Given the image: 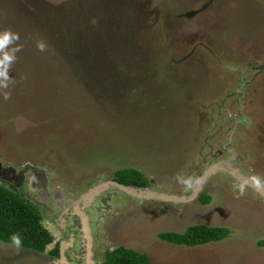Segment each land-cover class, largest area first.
<instances>
[{
	"label": "rangeland",
	"instance_id": "obj_1",
	"mask_svg": "<svg viewBox=\"0 0 264 264\" xmlns=\"http://www.w3.org/2000/svg\"><path fill=\"white\" fill-rule=\"evenodd\" d=\"M4 29L21 47L0 89V183L38 207L53 240L44 252L0 241V264H61L47 251L67 239L65 203L50 218L33 176L72 198L135 167L180 195L230 148L264 185V0H0ZM200 193L207 203L105 189L84 209L95 255L121 245L151 264H264L259 193L223 171ZM195 223L229 233L193 246L158 237Z\"/></svg>",
	"mask_w": 264,
	"mask_h": 264
},
{
	"label": "trees",
	"instance_id": "obj_2",
	"mask_svg": "<svg viewBox=\"0 0 264 264\" xmlns=\"http://www.w3.org/2000/svg\"><path fill=\"white\" fill-rule=\"evenodd\" d=\"M113 179L123 184L148 186L150 179L135 167H123L114 171ZM15 188L14 185H11ZM208 194L200 193L197 200L207 203ZM42 213L32 202L25 199L17 191L0 183V241L11 244L9 237L18 234L21 238L20 247L36 252H44L52 242L50 231L41 223ZM229 229L225 226L191 224L181 232L166 230L158 232V237L173 244L193 246L226 237ZM264 242V241H263ZM57 256V242L47 251ZM109 264H151L148 256L131 248L118 245L106 252Z\"/></svg>",
	"mask_w": 264,
	"mask_h": 264
},
{
	"label": "water",
	"instance_id": "obj_3",
	"mask_svg": "<svg viewBox=\"0 0 264 264\" xmlns=\"http://www.w3.org/2000/svg\"><path fill=\"white\" fill-rule=\"evenodd\" d=\"M227 142H229V139L227 140ZM223 147H226L225 144L223 145ZM226 149L229 152V156L224 160H219L206 166L191 185L189 193L186 194L176 195V194L164 193L161 191L153 190L148 186L123 184L117 182L114 179L98 180L95 184L87 187L75 198H66L62 195V192L60 191L61 199L67 204L66 208L67 209L69 208L70 211L76 213L80 219V225H81L82 237L86 249L87 261L89 262L91 257V253H90L91 236L89 233V226L87 223V217L84 212V209L94 201V198L97 194L104 192L105 189L106 190L109 189L119 194L124 193L131 197H136L141 199H153L162 202H184V201L192 200L197 197L201 184L210 174L214 173L215 171H223L226 172L228 175L232 176L239 183L248 185L253 189H255L259 193L261 198L264 200V185L258 179L251 177L250 175L242 172L238 167H236L230 161V157L233 154L232 149L230 148H226ZM41 184H42L41 190L44 192L46 190V187L42 181ZM65 246H66V242L62 241L58 260L61 264H72L69 260H67L64 254Z\"/></svg>",
	"mask_w": 264,
	"mask_h": 264
},
{
	"label": "flooded vegetation",
	"instance_id": "obj_4",
	"mask_svg": "<svg viewBox=\"0 0 264 264\" xmlns=\"http://www.w3.org/2000/svg\"><path fill=\"white\" fill-rule=\"evenodd\" d=\"M41 176H42V174H41ZM41 176L38 179H36L33 176V181H36L35 182L36 186L33 185V186H31V188L32 189H37L38 193H39V196H40V194H42L41 195L42 198L44 196L45 199H47V200H49L51 202L49 204L50 207H49V210L47 212L48 215L50 216V218L53 216L52 210L55 209V207L59 206L61 203L62 204L65 203L64 207L62 208V210H63L62 216L66 217L67 220H66V223H62L61 230L65 231L68 234L67 235V239L64 240L66 242V246L64 247V250L67 249L66 250V254H65L67 260H69L72 264H109V263L106 262V252L108 250H112L113 248L112 249L103 250V252L101 253V255L99 257H97L95 255L96 252L94 251V249H92V241H93L92 238L93 237H92L91 234H92V231H94L95 228H96V224H95L96 221L92 225H90V221H89V217L87 215V212L85 213L86 217H87V223H88V226H89V232H90V235H91V246H90L91 257H90V261L88 262L87 258H86V249H85V245H84V241H83V237H82L80 219H79V217H78V215L76 213L70 211L69 208L68 209L66 208L67 204H66V202H64L61 199V192H62V195L64 197H66V198H71V197L66 195V193L64 191H62L60 188H53V189L49 190L48 187L45 186L46 190L43 192L41 190V185H42L41 184V181H42L41 180ZM111 179H113V177ZM55 194H57L56 195L57 197H55V196L52 197ZM72 198H75V197H72ZM98 199L102 202V197L101 198L99 197ZM65 208H66V210H65ZM61 241H62V239L61 240L60 239L57 240V253H58V255L54 256V257H57V259L59 257ZM54 245H55V243L53 244V246ZM64 253H65V251H64ZM71 258L73 259V261L71 260Z\"/></svg>",
	"mask_w": 264,
	"mask_h": 264
},
{
	"label": "clouds",
	"instance_id": "obj_5",
	"mask_svg": "<svg viewBox=\"0 0 264 264\" xmlns=\"http://www.w3.org/2000/svg\"><path fill=\"white\" fill-rule=\"evenodd\" d=\"M19 36L17 33L12 32L8 29L0 30V89H8L9 84L11 82V78L9 77V69L11 64L16 60V53L20 50V45L15 43L18 41ZM37 49L43 51L44 44L38 43L36 45ZM9 92L4 91L2 93V98L7 100L9 97ZM182 183L185 187H190L192 180L184 179ZM240 195H243V188L240 189ZM11 246L19 247L21 244V238L18 234H12L9 237Z\"/></svg>",
	"mask_w": 264,
	"mask_h": 264
}]
</instances>
